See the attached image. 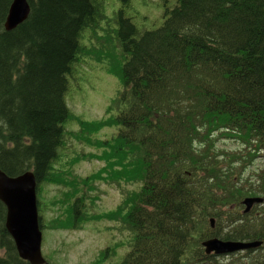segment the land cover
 I'll use <instances>...</instances> for the list:
<instances>
[{
    "label": "trees",
    "instance_id": "trees-1",
    "mask_svg": "<svg viewBox=\"0 0 264 264\" xmlns=\"http://www.w3.org/2000/svg\"><path fill=\"white\" fill-rule=\"evenodd\" d=\"M27 1V20L6 32L13 0H0V171H32L38 198L60 175L55 165L72 117L65 97L83 55L82 34L95 32L106 15L97 0ZM112 21L122 90L107 122L90 129L115 128L101 147L139 170L121 179L138 185L115 216L129 233L116 264H183L187 254L198 264H222L203 252L201 243L211 238L261 242L241 256L264 264V171L247 189L235 187L224 171L241 158L215 151L223 136L249 155L264 154V0H176L160 28L142 33L122 9ZM256 197L263 203L244 214L243 200ZM85 203L82 192L71 198L64 226L85 221ZM40 205L38 199L43 230ZM5 215L0 202V264H28ZM115 253L107 247L93 264Z\"/></svg>",
    "mask_w": 264,
    "mask_h": 264
},
{
    "label": "rangeland",
    "instance_id": "rangeland-1",
    "mask_svg": "<svg viewBox=\"0 0 264 264\" xmlns=\"http://www.w3.org/2000/svg\"><path fill=\"white\" fill-rule=\"evenodd\" d=\"M97 1L102 4L106 17L102 18L95 32L91 30L82 34L83 57L75 65L65 97L72 117L65 125L64 142L55 165V173L60 175L56 183L42 185L38 197L45 225L41 250L50 264H93L107 247L116 253L102 264H116L129 248V233L120 225V217L115 219V216L125 208L126 196L138 185L121 179H131L132 170L137 173L139 170L132 169L129 161L120 163L119 159L110 156L109 147H101V143L116 133L115 128L93 132L90 127L107 122V108L118 99L122 90L117 76L121 58L114 38L113 15L122 9L140 33L154 31L161 27L166 11L176 3V0ZM116 113L114 110L112 115ZM219 138L216 153L222 150L231 159L241 158V161L232 163L224 175L229 176L230 184L247 189L264 171V154L254 152L249 155L250 152L238 141L223 136ZM110 167L117 169L111 171ZM85 179L89 181L83 183ZM79 192L86 198L87 217L76 228L64 226L61 222L65 220L64 212L71 198ZM60 216V220L53 224ZM220 228L227 230L225 223ZM241 254L220 257L218 261L222 264H248L250 256ZM183 264L198 263L190 260L187 254Z\"/></svg>",
    "mask_w": 264,
    "mask_h": 264
},
{
    "label": "water",
    "instance_id": "water-1",
    "mask_svg": "<svg viewBox=\"0 0 264 264\" xmlns=\"http://www.w3.org/2000/svg\"><path fill=\"white\" fill-rule=\"evenodd\" d=\"M27 0H13L3 29L10 32L25 22L29 16ZM37 182L32 172L8 177L0 171V202L5 206V228L11 237L19 258L28 264H45L41 253L42 233L38 220ZM263 202L260 198H247L242 204L244 213ZM211 228L214 220L210 221ZM206 255L230 256L261 247V242H223L209 239L202 242Z\"/></svg>",
    "mask_w": 264,
    "mask_h": 264
},
{
    "label": "bare ground",
    "instance_id": "bare-ground-1",
    "mask_svg": "<svg viewBox=\"0 0 264 264\" xmlns=\"http://www.w3.org/2000/svg\"><path fill=\"white\" fill-rule=\"evenodd\" d=\"M82 51L84 52V50H83V49H82ZM82 57H83V56H82ZM80 59H81V58H80ZM78 63H79V62H78ZM78 63H77V64H78Z\"/></svg>",
    "mask_w": 264,
    "mask_h": 264
}]
</instances>
